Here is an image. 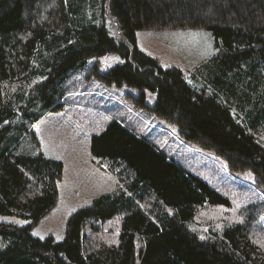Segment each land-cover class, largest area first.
Returning <instances> with one entry per match:
<instances>
[{
	"label": "trees",
	"instance_id": "1",
	"mask_svg": "<svg viewBox=\"0 0 264 264\" xmlns=\"http://www.w3.org/2000/svg\"><path fill=\"white\" fill-rule=\"evenodd\" d=\"M151 27L213 32L218 52L204 67L215 94L195 89L180 68L164 67L139 48L137 31ZM108 52L124 62L106 72L93 65L88 78L139 89L130 95L137 107L176 125L181 139L223 159L231 172L252 171L264 188V146L233 111L250 128L264 118V0H0V215L30 221L0 222V264H264L261 209L200 238L188 227L195 213L230 199L117 119L92 135L90 148L93 158L109 162L120 185L73 211L62 240L32 233L59 201L65 165L42 151L15 153L12 124L18 113L34 122L63 110L65 76ZM14 81L21 84L13 92L7 85ZM239 84L240 101L217 94L220 86ZM147 90L158 94L153 106ZM38 105L41 112L33 110ZM117 215L119 243L91 249L86 225L97 230L94 221Z\"/></svg>",
	"mask_w": 264,
	"mask_h": 264
},
{
	"label": "rangeland",
	"instance_id": "2",
	"mask_svg": "<svg viewBox=\"0 0 264 264\" xmlns=\"http://www.w3.org/2000/svg\"><path fill=\"white\" fill-rule=\"evenodd\" d=\"M107 23L111 30L114 32L117 30V25L112 23L111 19ZM137 41L139 48L158 59L162 66L180 68L186 80L195 89H206L215 94V88L209 84L211 77L204 67V64L218 52L215 36L211 30L204 27L143 28L137 31ZM123 62V58L114 52L87 59L85 63L69 71L64 78L63 92L66 95L63 99V110L46 111L38 121L34 122L25 118L22 113H18L15 118L8 135V142L15 153L37 155L42 151L48 157L59 158L65 165L64 176L59 183V201L32 229V233L40 238L53 235L57 240H62L69 215L84 206L90 200V196L106 191L99 179L107 173L102 164L108 168L110 164L102 159L93 158L90 148L91 137L102 133L114 119L120 120L137 134L145 137L187 171L205 180L230 199V205L208 203L195 213L188 227L200 238L220 235L226 227L242 223L246 212L250 214L254 211L256 214L259 209L261 212L256 214L259 216L257 222L262 224L261 227L264 229V208H262L264 188L257 186L252 171L231 172L223 159L181 139L176 125L136 106L130 95L139 96V89L116 83L107 84L97 77H87L93 65H97L101 72H106ZM38 80L33 79L27 86L26 93ZM19 84H21L19 81H14L7 86L12 87L11 91L14 92ZM243 91L242 84L237 87L220 86L217 94L221 98L223 95H228L231 99L240 101L244 99ZM157 97L156 92L147 90L146 101L149 105L153 106ZM35 107L36 109L33 110L40 111L39 105ZM236 109L237 107L233 108L236 118L264 146V118H261L255 128H250L247 122L236 115ZM13 125L17 126L13 128ZM35 135L38 141L35 140ZM167 210L170 214L175 212L173 207H167ZM0 222L20 226L30 223L29 220L18 216L7 215H0ZM94 223L98 224L97 230L92 229L90 224L86 225L87 245L91 249L102 244L119 243L121 215L104 223L95 221ZM136 245L139 261V249L142 246L139 238L136 240ZM4 246L0 236V249Z\"/></svg>",
	"mask_w": 264,
	"mask_h": 264
},
{
	"label": "crops",
	"instance_id": "3",
	"mask_svg": "<svg viewBox=\"0 0 264 264\" xmlns=\"http://www.w3.org/2000/svg\"><path fill=\"white\" fill-rule=\"evenodd\" d=\"M46 117H48V116H46ZM46 117H44V118H46ZM43 119V118H42ZM41 121V120H40ZM40 121L38 122V124L40 123ZM46 154V153H45ZM48 156V155H47ZM56 159H59V158H57V157H55ZM93 164V163H92ZM94 166H95V164H93ZM102 166H103V168L107 171V173H106V175H103L102 176V178L101 179H99L102 183H103V187H104V190H106L105 192H102V193H100V192H97V193H100V194H103V193H106V192H109V191H112V190H114V189H116L117 187H118V185H120L119 184V180H118V178L113 174V172L110 170V168H108L105 164L103 165L102 164ZM64 171H65V169H64ZM61 186V185H60ZM61 188V187H60ZM103 190V191H104ZM96 193V194H97ZM94 194V195H92V196H90V200L89 201H87L86 203H85V205H88V204H90L91 202H92V200L96 197V196H98V195H100V194ZM96 195V196H95ZM84 205V206H85ZM83 206V205H82ZM81 206V207H82Z\"/></svg>",
	"mask_w": 264,
	"mask_h": 264
}]
</instances>
